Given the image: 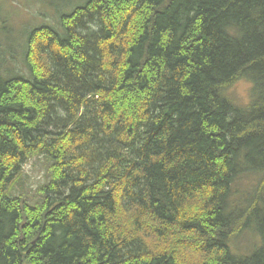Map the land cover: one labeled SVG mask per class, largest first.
<instances>
[{
	"label": "trees",
	"instance_id": "1",
	"mask_svg": "<svg viewBox=\"0 0 264 264\" xmlns=\"http://www.w3.org/2000/svg\"><path fill=\"white\" fill-rule=\"evenodd\" d=\"M69 2L0 9V264H264V0ZM147 217L204 252L154 250Z\"/></svg>",
	"mask_w": 264,
	"mask_h": 264
},
{
	"label": "rangeland",
	"instance_id": "2",
	"mask_svg": "<svg viewBox=\"0 0 264 264\" xmlns=\"http://www.w3.org/2000/svg\"><path fill=\"white\" fill-rule=\"evenodd\" d=\"M32 0H0V9L4 11V14H8L9 16H13V19L16 20V23L23 24L28 19L25 13L20 14L18 17L15 15L14 11L22 10V8L26 10H31L35 7L31 8ZM82 0H70V4L73 6L80 3ZM25 5V6H24ZM30 5V7H29ZM24 6V7H23ZM53 7H47V14H51ZM42 12L46 13L45 9H42ZM37 16L40 12H36ZM29 20H36V17H30ZM44 23H51V19L43 18ZM21 32V31H19ZM251 83L245 79H241L237 81L232 88L228 90L230 98L237 104H249L250 103V93H251ZM47 167L48 164L43 157H35L33 158L25 167L24 174L20 179L15 183L12 188L11 194L19 196L20 194H30V195H38L39 187L43 186L47 181ZM243 182L246 186H251L255 182V178L245 177ZM157 223L153 217H147L145 219V224L143 226V233L145 236L149 237L147 242L151 246H154V250H175L179 253L182 260L187 262V255L191 254L192 258L203 251V246L205 245L208 238L202 237L196 233L189 234H176L180 231H177L173 235H168L172 227H168V230L165 232L166 236H161L157 231ZM168 235V236H167ZM184 235L183 248L179 245V241L181 240V236ZM233 247L235 251L244 253L252 251L253 247L258 244V237L247 230L243 233L237 232L236 235L232 237ZM197 245H201L198 248ZM201 260V258H197L196 261ZM195 261V262H196Z\"/></svg>",
	"mask_w": 264,
	"mask_h": 264
}]
</instances>
